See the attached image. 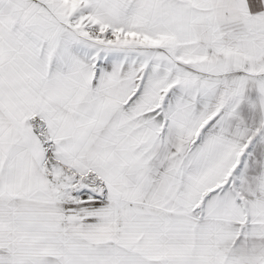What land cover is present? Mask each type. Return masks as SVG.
Here are the masks:
<instances>
[{
	"label": "snow or ice",
	"instance_id": "1",
	"mask_svg": "<svg viewBox=\"0 0 264 264\" xmlns=\"http://www.w3.org/2000/svg\"><path fill=\"white\" fill-rule=\"evenodd\" d=\"M0 264H264V0H0Z\"/></svg>",
	"mask_w": 264,
	"mask_h": 264
}]
</instances>
